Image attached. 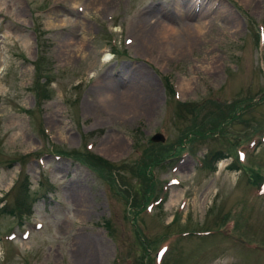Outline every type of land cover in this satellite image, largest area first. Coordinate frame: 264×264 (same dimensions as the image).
Segmentation results:
<instances>
[{
  "label": "rangeland",
  "instance_id": "374dc122",
  "mask_svg": "<svg viewBox=\"0 0 264 264\" xmlns=\"http://www.w3.org/2000/svg\"><path fill=\"white\" fill-rule=\"evenodd\" d=\"M263 176L264 0H0V264H264Z\"/></svg>",
  "mask_w": 264,
  "mask_h": 264
},
{
  "label": "bare ground",
  "instance_id": "6f19581e",
  "mask_svg": "<svg viewBox=\"0 0 264 264\" xmlns=\"http://www.w3.org/2000/svg\"><path fill=\"white\" fill-rule=\"evenodd\" d=\"M209 12V11H208ZM209 15H210V13H209ZM206 25H207V23H208V21H205L204 22ZM149 25H151V24H149ZM197 28V34L199 35V36H203V34H204V31L205 30H203V27L201 26V25H199V26H197L196 27ZM163 32H166V34H168L169 33V30H165V31H163ZM167 36H164V38H166ZM85 42H86V40L85 39H83V41H82V46L81 47H83L84 45H85ZM106 58H105V60H107L108 58H109V55H106L105 56ZM144 82L148 85V87H149V89H151V93H150V95H152V99H151V102H153V98H154V95H155V92H156V89H155V85H153V84H151L152 82H151V79L150 78H146V79H144ZM120 103H119V109H123L124 107H125V105L127 106V100H126V94L124 93V94H122V96H121V99H120V101H119ZM140 103L142 104V102L140 101ZM140 103L139 102H137L135 105H137V106H140ZM124 105V106H123ZM134 105V106H135ZM128 115V114H127ZM119 141V142H118ZM115 143V142H114ZM116 143H118V144H120V143H123V141L122 140H116ZM119 146V145H118ZM117 148V147H116ZM100 249V248H99ZM82 250L80 249V259H81V261H82V263L83 264H90V263H92L93 262V260H91L88 256H86V254H85V250H83L82 252H81Z\"/></svg>",
  "mask_w": 264,
  "mask_h": 264
},
{
  "label": "trees",
  "instance_id": "16d2710c",
  "mask_svg": "<svg viewBox=\"0 0 264 264\" xmlns=\"http://www.w3.org/2000/svg\"><path fill=\"white\" fill-rule=\"evenodd\" d=\"M169 90H172V88H171V86H169ZM186 103H182V104H180V106H182V105H185ZM179 106V107H180ZM171 150V149H170ZM164 153V152H163ZM162 153V155H164ZM223 157H225V156H223L222 154L220 155V157H218L217 158V160L218 159H220V158H223ZM93 159V158H92ZM95 159H97L99 162H102V163H105V164H109V163H111V162H108V161H106V160H104V159H101V158H99V157H97V158H95ZM163 159V158H162ZM94 166H95V163H92ZM148 166V165H147ZM146 172V171H145ZM145 174V173H144ZM257 177H259V176H257ZM148 178V186H147V190L145 191V194L143 193V198H145V195H146V193L147 192H150V190H151V185H152V181H151V178L150 177H147ZM27 180H28V176H25V181L27 182ZM261 180H262V178H261ZM25 182V183H26ZM22 186H24V183L22 184ZM18 199V198H17ZM11 212H13L14 214L15 213H17L18 215H19V217H22V215L24 214V213H27V212H29L28 210H26V209H24L23 208V206L20 204L19 205V203L18 202H16L15 203V206H13V209L11 210ZM226 225H229L227 222H226Z\"/></svg>",
  "mask_w": 264,
  "mask_h": 264
},
{
  "label": "water",
  "instance_id": "95a60500",
  "mask_svg": "<svg viewBox=\"0 0 264 264\" xmlns=\"http://www.w3.org/2000/svg\"><path fill=\"white\" fill-rule=\"evenodd\" d=\"M152 140H156V141H161L163 140V136L159 133H156L154 134L152 137H151Z\"/></svg>",
  "mask_w": 264,
  "mask_h": 264
}]
</instances>
